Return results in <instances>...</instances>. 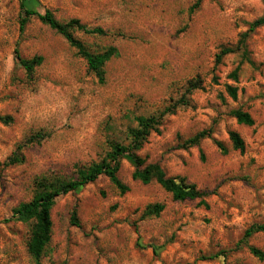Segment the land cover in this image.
<instances>
[{
    "label": "rangeland",
    "instance_id": "1",
    "mask_svg": "<svg viewBox=\"0 0 264 264\" xmlns=\"http://www.w3.org/2000/svg\"><path fill=\"white\" fill-rule=\"evenodd\" d=\"M0 0V264H36L27 250L32 223L12 220L13 210L30 202L39 180L72 179L76 165L99 161L109 142L129 144L136 118H163L139 152L169 177H184L201 191L199 201L175 202L155 182L132 180L133 165L122 161L121 194L102 176L78 193L56 200L53 234L41 264H264L249 248L264 251V234L243 241L253 224H264V26L247 41L252 64L241 54L226 56L264 13L262 0ZM61 23L79 20L105 34L75 37L94 55L116 48L104 66L105 83L88 70L76 49L39 19L20 29L21 5ZM44 59L33 75L17 63ZM240 68L238 82L230 78ZM200 86L191 95L187 90ZM197 84V85H196ZM238 88L234 102L226 86ZM185 96L188 106L180 105ZM254 119L240 126L231 112ZM212 131L199 147L184 143ZM246 149H233L229 132ZM45 139L21 152L24 161L8 166L18 146ZM213 140L225 145L222 154ZM163 204L159 218L141 219L145 208ZM77 209L74 225L72 213Z\"/></svg>",
    "mask_w": 264,
    "mask_h": 264
},
{
    "label": "trees",
    "instance_id": "2",
    "mask_svg": "<svg viewBox=\"0 0 264 264\" xmlns=\"http://www.w3.org/2000/svg\"><path fill=\"white\" fill-rule=\"evenodd\" d=\"M262 1L264 4V0ZM200 3L201 0L190 8L191 15L200 6ZM21 9L22 18L20 20V29L22 32L31 18L35 17L39 19L44 25L62 36L72 48L76 49L78 55L86 61L88 70L97 77L99 83H105L104 66L118 55L117 49L113 47L106 50L103 54L94 55L75 37L76 32L84 33L86 35L102 36L105 34L102 29H89L86 25L76 19L67 23H61L55 18L51 11H46L44 14H40L36 11L27 9L24 4L21 5ZM263 26L264 13L250 25L247 32L240 36L235 48H223L220 51L216 56V66L221 64L226 56L237 53L241 54L244 61L252 64V61L249 58L247 41L251 33ZM15 59L28 75H33L35 70L40 67L44 61L42 57H35L31 60L23 59L18 50L15 51ZM239 71L240 68L238 67L230 75V78L236 83L239 80ZM198 89H200L199 85L193 86L190 84L187 94L191 95L193 91ZM226 92L229 98L234 102L238 100V88L227 85ZM179 104L188 106L189 101L183 96L179 101ZM174 111V108H170L159 116L136 118L137 127L129 129L127 133L129 139L128 145L109 142V151L106 155L99 161L93 162L89 165H76L74 177L72 179L54 178L51 180H39L37 182L34 198L30 202L22 203L15 208L11 218L14 221L25 224L32 223L27 250L36 264H41V260L45 256L52 240L53 223L51 213L56 200L69 193H78L82 191L86 186L95 183L102 176L108 178L110 183L116 187L121 194H126L129 192V188L119 179V172L124 159L128 160L134 167L132 173L133 181L140 182L143 185H150L155 182L166 193L171 195L173 201L181 203L186 201H199L201 207H204L207 210L209 209L206 198L213 195L214 192L201 191L195 184L190 183L184 177H169L160 164H147L146 160L139 155V152L143 149L151 134L161 133L160 128L165 115L174 114ZM231 115L240 126L253 127L255 124L252 116L241 109L232 111ZM0 120L6 125L9 121V119L1 117ZM228 135L233 149L243 154L246 145L240 134L231 131ZM44 139V136L38 135L18 146L17 151L8 160L7 165L14 166L21 164L24 161L21 152H23L28 146L36 144ZM205 139H212L211 130L198 133L193 138L187 140L182 148L188 149L199 147L201 142ZM213 143L222 154L226 155L228 153V150L223 143L216 140H213ZM164 210L165 206L163 204L157 203L149 205L145 208L141 219L159 218ZM72 216L74 225H78L76 208L73 210ZM262 233L264 234V224H253L245 231L243 241L246 242L254 235ZM249 251L251 255L260 262H264V251L256 247H250Z\"/></svg>",
    "mask_w": 264,
    "mask_h": 264
}]
</instances>
